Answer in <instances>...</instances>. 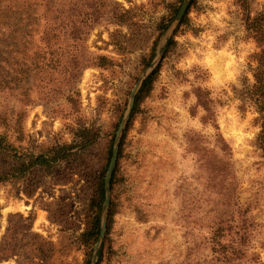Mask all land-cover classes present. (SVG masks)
<instances>
[{
	"label": "rangeland",
	"instance_id": "obj_1",
	"mask_svg": "<svg viewBox=\"0 0 264 264\" xmlns=\"http://www.w3.org/2000/svg\"><path fill=\"white\" fill-rule=\"evenodd\" d=\"M28 1L21 23L39 17L26 28L29 36L7 27L12 20L0 30V135L13 150L6 161L58 145L76 151L79 129L97 136L49 174L0 183V264L85 263L79 237L97 177L104 168L106 175L131 91L156 68L119 139L113 215L107 230L108 204L98 264H264L260 126L250 104L240 109L258 51L244 18L264 13V0H190L184 24L185 13L162 35L155 27L178 0ZM43 3L52 9L38 16ZM7 7L0 0V13ZM55 8L59 21L75 26L57 30L59 39L50 30L45 43L39 34ZM16 36L27 50L24 41L13 44ZM98 56L109 63L92 65ZM23 66L25 76L13 71ZM201 92L211 117L197 105Z\"/></svg>",
	"mask_w": 264,
	"mask_h": 264
},
{
	"label": "trees",
	"instance_id": "obj_2",
	"mask_svg": "<svg viewBox=\"0 0 264 264\" xmlns=\"http://www.w3.org/2000/svg\"><path fill=\"white\" fill-rule=\"evenodd\" d=\"M55 1L57 0H46L45 3H52L55 4ZM193 1V0H192ZM182 0H178L177 3L169 5V13L166 17H163L160 19V21L157 23L155 30L159 33V35H162L166 29L169 27L170 23L173 21L175 18L179 7L181 5ZM10 3H14L13 5ZM192 3V2H191ZM8 7L0 13V30H2L9 21H14L12 25H7V27L12 26L15 27V31L18 32H23L24 35L29 36L30 31H25L26 28L29 29V23L31 22L32 19H35L36 16H32L30 18H25L26 22L21 19H24V13L26 12V9L24 8L25 5H29L28 0H7ZM40 4V2H39ZM49 5V4H47ZM12 6V7H11ZM40 7L43 9L41 10ZM48 7V9H50ZM47 9V10H48ZM52 9V8H51ZM46 10V5L43 3L39 6L38 10V16H41L48 12ZM189 10V7H188ZM187 10V12H188ZM41 12V14H40ZM52 14V17H46L47 19V28L44 31L42 30L41 33L39 34L42 41L47 43L51 37L50 35V30L53 31L52 37L59 39L62 37L61 35L57 34V30L60 28H66V30H70L72 26H75V23L73 20H68L66 19V23L64 24L61 21V18L58 17L60 13V8H55L53 11H49ZM185 13L184 17L182 18L180 25L184 24L186 21V14ZM55 15V17H54ZM22 16V18H20ZM37 17L36 19H38ZM35 19V20H36ZM59 21V22H58ZM25 22V23H24ZM21 23L23 26L22 28H19L17 30V25ZM64 24V25H62ZM52 25V28H51ZM32 26V25H31ZM244 27L249 33V35L252 37V39L255 41V44L258 48V51L253 55L252 60H253V68H252V83L249 85H245L242 90L240 91L242 94V99L241 101V107L240 109H244L246 104H250L253 108L256 114L258 115V121H259V126H260V131L256 137L255 140V146L256 148L260 151V154L262 158H264V13H257L253 17H250L249 14L245 15L244 18ZM10 34H12V39L13 37V30H9ZM63 35V34H62ZM18 40H16L13 44L18 45L20 44L21 41L23 40V37H17ZM11 39V40H12ZM57 43V42H55ZM29 44V43H28ZM27 41H24L23 47L27 50ZM173 44L172 39H169L166 44V50L165 54L168 51V47ZM0 54H2L0 52ZM153 55H151L147 60L144 58L142 59V64L143 67H146ZM92 65L100 67L104 66L107 63H109V60L106 57L103 56H98L94 58ZM22 66V64H21ZM16 74H19L20 76H25L26 70L23 67H19L17 69H13ZM158 69L156 68L153 70L148 77L144 80V82L141 85V88L138 92V94L135 97L134 101V107L138 105L140 100L144 95H146L150 88L151 84L154 80V76L157 73ZM247 80V79H245ZM202 95V96H201ZM197 98V105L203 108L205 113H207V117H211V111L209 109V100L206 98L205 99V94L202 92L200 94L196 95ZM91 131L87 129H79L76 132V137H77V150H74V147L72 146H66V145H58L50 148H46L41 151V153L37 155L33 154H27V155H21V156H16L15 152L13 153L14 158L12 161H6V158L8 152L13 151L11 146L5 142V139L3 136L0 135V161L3 162L4 166L0 167V183L5 182L8 177L10 176H15L17 179L21 178H26L28 176L29 178L32 177L38 170H42L44 173L49 174L51 171L54 169L56 164H60L62 162H67L74 157H77L81 153L85 152L88 147L93 144L96 140L97 133H93V136H90ZM90 136V138H89ZM111 147L112 144L110 143L107 151V159H106V164L108 165L109 158L111 155ZM9 155V154H8ZM119 156V155H118ZM10 165V166H9ZM106 165V166H107ZM6 166L8 168L6 169ZM8 169L11 171H8ZM7 170L5 173L4 171ZM105 173V168L104 170L98 175L97 177V183H96V190L93 199L91 200L90 204V216L89 220L86 226L85 231L80 235L79 237V242L84 246L85 252L87 255V259L85 260L84 264H89L90 259H91V254L93 247L98 239L99 235V229H100V218H101V208L103 205L104 201V174ZM114 188V173L110 179V192L112 194ZM113 215V203L110 200V204L108 207V212H107V220H106V229L108 230V223L110 222L111 218ZM243 244L241 242H237V247L235 248V252L241 257V254H244V252L239 248ZM101 249L102 245L99 248V258L101 254ZM98 264V262L96 263Z\"/></svg>",
	"mask_w": 264,
	"mask_h": 264
},
{
	"label": "water",
	"instance_id": "obj_3",
	"mask_svg": "<svg viewBox=\"0 0 264 264\" xmlns=\"http://www.w3.org/2000/svg\"><path fill=\"white\" fill-rule=\"evenodd\" d=\"M190 0H183L178 13L175 17V21H174V25H177L182 16L184 15L188 5H189ZM162 56V48H159V53H158V57L156 58L155 61H153L150 65V69H152L157 63L158 61L161 59ZM146 79V75L143 76L138 83L135 85V87L133 88V90L130 93V98H129V103H128V109H127V113L124 116L123 120L121 121L118 130L116 132V136H115V140L113 143V147H112V154H111V158H110V162L108 165V169L104 178V203H103V207H102V211H101V219H100V229H99V235H98V239L93 247L92 250V254H91V259H90V263L89 264H96L97 262V256H98V251L99 248L101 246V243L103 241L104 235H105V221H104V215L106 212V209L108 207L109 204V197H110V178H111V174L113 172V169L115 167L116 161H117V156H118V148H119V139L121 136V133L124 129L125 124L127 123L129 116H130V112L132 110L133 107V103H134V99H135V95L137 93V90L139 89V87L142 85V83L144 82V80Z\"/></svg>",
	"mask_w": 264,
	"mask_h": 264
}]
</instances>
